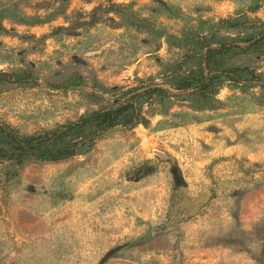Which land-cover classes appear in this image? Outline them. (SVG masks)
<instances>
[{
    "label": "rangeland",
    "instance_id": "rangeland-1",
    "mask_svg": "<svg viewBox=\"0 0 264 264\" xmlns=\"http://www.w3.org/2000/svg\"><path fill=\"white\" fill-rule=\"evenodd\" d=\"M126 102L71 157L0 160V264H264V0H0V125Z\"/></svg>",
    "mask_w": 264,
    "mask_h": 264
},
{
    "label": "trees",
    "instance_id": "trees-1",
    "mask_svg": "<svg viewBox=\"0 0 264 264\" xmlns=\"http://www.w3.org/2000/svg\"><path fill=\"white\" fill-rule=\"evenodd\" d=\"M194 84H188L185 88H190ZM134 109L133 103L126 102L109 110L94 112L66 126L60 132L31 138H21L11 129L0 125V160L16 163L31 159L54 161L66 159L75 155L87 142H91L92 135L115 127L120 119L124 118L127 123L134 122L136 120ZM75 135L81 136L78 142L66 141Z\"/></svg>",
    "mask_w": 264,
    "mask_h": 264
}]
</instances>
